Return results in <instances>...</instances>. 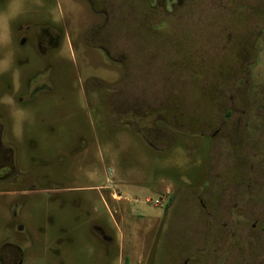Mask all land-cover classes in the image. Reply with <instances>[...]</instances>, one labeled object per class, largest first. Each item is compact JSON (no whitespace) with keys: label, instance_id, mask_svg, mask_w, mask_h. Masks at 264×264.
Masks as SVG:
<instances>
[{"label":"rangeland","instance_id":"1","mask_svg":"<svg viewBox=\"0 0 264 264\" xmlns=\"http://www.w3.org/2000/svg\"><path fill=\"white\" fill-rule=\"evenodd\" d=\"M7 11L60 37L6 133L27 192L22 235L0 199V242L22 264H264V0Z\"/></svg>","mask_w":264,"mask_h":264},{"label":"flooded vegetation","instance_id":"2","mask_svg":"<svg viewBox=\"0 0 264 264\" xmlns=\"http://www.w3.org/2000/svg\"><path fill=\"white\" fill-rule=\"evenodd\" d=\"M11 3L12 0H0V199L4 202L2 226L5 232L16 228L22 235L21 222L25 209L24 197L27 191L22 189L12 191L11 189L12 184L21 183L23 177L15 164L14 153L9 140L6 139V133L11 124L13 100L21 107L20 102L27 95L29 75L31 77L35 73L42 72L46 63L53 61L59 50L60 37L51 27H44L38 22L35 23L36 26L29 25L27 19L22 20L20 12L14 13V22H12L11 15L7 11ZM100 51L103 49L100 48ZM28 52L33 55V64L29 65L30 74L27 68ZM46 89L47 86L43 84L37 85L28 96L33 98ZM101 105H103L102 102ZM13 194L18 197L14 196V198ZM88 226L92 235L100 243L106 245L111 241L104 226L97 220L89 222ZM56 244L64 245L61 241H57ZM65 244L70 246L72 241L67 239ZM60 254L56 251L55 257L58 258ZM23 259L24 255L20 245L7 238L2 239L0 264H22Z\"/></svg>","mask_w":264,"mask_h":264},{"label":"built area","instance_id":"3","mask_svg":"<svg viewBox=\"0 0 264 264\" xmlns=\"http://www.w3.org/2000/svg\"><path fill=\"white\" fill-rule=\"evenodd\" d=\"M146 202H149V200H146ZM154 204H158L159 202L158 201H153Z\"/></svg>","mask_w":264,"mask_h":264}]
</instances>
